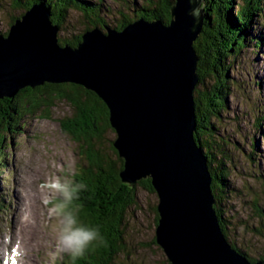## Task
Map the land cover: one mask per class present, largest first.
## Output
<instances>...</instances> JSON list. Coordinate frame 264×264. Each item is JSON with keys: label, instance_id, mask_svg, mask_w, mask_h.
<instances>
[{"label": "water", "instance_id": "1", "mask_svg": "<svg viewBox=\"0 0 264 264\" xmlns=\"http://www.w3.org/2000/svg\"><path fill=\"white\" fill-rule=\"evenodd\" d=\"M202 3L173 0L167 23L141 17L120 29L87 28L75 46L61 45L48 11L32 4L0 30V99L46 82L93 91L109 110L122 182L150 178L155 242L169 264H264L226 239L207 159L194 139L193 42L204 23ZM196 7L198 21L191 14Z\"/></svg>", "mask_w": 264, "mask_h": 264}, {"label": "rangeland", "instance_id": "2", "mask_svg": "<svg viewBox=\"0 0 264 264\" xmlns=\"http://www.w3.org/2000/svg\"><path fill=\"white\" fill-rule=\"evenodd\" d=\"M98 2L112 8L106 17L111 24L118 19L120 10L131 16L134 3L145 4V0ZM1 4L4 6L0 7V30L5 31L11 16H18L21 11L17 13L12 8L11 0H1ZM262 4V11L258 12L249 30L251 37L261 35V41L258 46L251 41L235 60H228L231 66L226 104L219 109L214 107V116H211L215 126L211 138L217 145L213 147L216 156L212 166L215 168L217 164L224 170L217 189L223 195L218 197L223 199V204L218 205L227 221L226 235L253 259L264 256V0ZM85 26L79 11L70 10L57 36L62 39L67 34L82 32ZM199 86L197 83L194 90ZM70 112L65 101L56 100L48 110V118L41 113L24 118L21 129L8 136L0 148V164L4 167L0 169V231L6 237V241L0 240V260L5 256L7 248L4 245L11 234V238L19 239L15 246L23 252H36L34 246L38 249V244L40 248L38 256L27 262L20 257L16 264H61L67 256L56 254L59 220L52 213L61 201L53 197L46 185L56 177L68 178L73 183V173L84 159L77 143L59 126L58 119ZM107 137L114 140L115 133ZM225 191L227 194H223ZM17 199L32 222L38 244L27 219L19 221L15 234L10 233ZM156 203L155 194L139 188L137 206L129 209L126 218L124 251L118 253L114 264H165L166 257L155 242L156 225L151 205ZM21 239L26 241L20 242Z\"/></svg>", "mask_w": 264, "mask_h": 264}, {"label": "trees", "instance_id": "3", "mask_svg": "<svg viewBox=\"0 0 264 264\" xmlns=\"http://www.w3.org/2000/svg\"><path fill=\"white\" fill-rule=\"evenodd\" d=\"M172 1L145 0L142 6L134 3L135 8L131 10L133 16L120 10L114 24L106 20L112 8L99 3L98 0H11V5L18 13V10H26L32 4H42L47 8L50 20L58 31L65 26L69 11L76 9L85 19L84 29L98 27L104 31L105 26L120 29L141 17L148 20L159 19L167 23L170 20ZM262 5V0H203L204 23L200 34L193 42L198 55L196 72L200 84L199 89L193 91L196 120L194 138L207 159L212 178L214 208L224 235L231 246L245 255L246 252L237 247L235 242L231 239L229 241L226 235L227 221L225 222L226 218L219 207L223 204V199L218 197L223 195L219 194L217 187L224 170L219 169L217 164L214 165L216 169L212 166L216 156L213 147L217 145L213 144L211 138L215 129L211 116H214V107L219 109L226 104L230 87L228 70L231 66L228 60H235L251 41H254L255 46L261 41V35H255L258 36L257 39L251 37L249 30L258 12L262 11ZM3 6L0 0V7ZM16 17L11 16L10 23ZM80 32L67 34L62 39L58 37V42L61 45L75 46L80 41L83 31ZM56 100L65 101L71 108L69 115L58 119L59 126L77 143L84 158L73 173L72 184L74 186L84 184L86 187L76 192L74 198L67 206L65 205L66 210L76 214L79 224L98 229L102 237L93 241L83 256L73 258L67 255L61 264H114L118 253L124 251L126 218L129 209L137 206L139 188L151 194H155V191L150 178L140 179L133 186L122 182L120 171L123 159L113 147L114 140L107 137L109 133L115 131L110 125L109 110L103 100L93 91L68 82L59 84L46 82L33 88L24 87L15 96L0 99V148L8 136L21 129L24 118L37 113L48 118V110ZM216 117L219 118V114H216ZM225 193L226 191L223 192ZM151 212L154 214L156 225L158 218L156 204L151 205ZM247 258L252 262L257 260L249 256ZM258 259L264 261V256ZM165 264H169L167 259Z\"/></svg>", "mask_w": 264, "mask_h": 264}, {"label": "clouds", "instance_id": "4", "mask_svg": "<svg viewBox=\"0 0 264 264\" xmlns=\"http://www.w3.org/2000/svg\"><path fill=\"white\" fill-rule=\"evenodd\" d=\"M201 9L196 7L192 15L196 21L199 20ZM53 197L61 201L54 206L53 215L58 217L59 231L56 237V254H67L73 258L85 254L88 246L97 239H102L96 228H91L78 223L76 214L65 209V204L70 202L76 192L85 188L84 184L73 185L68 178L56 177L46 185Z\"/></svg>", "mask_w": 264, "mask_h": 264}, {"label": "bare ground", "instance_id": "5", "mask_svg": "<svg viewBox=\"0 0 264 264\" xmlns=\"http://www.w3.org/2000/svg\"><path fill=\"white\" fill-rule=\"evenodd\" d=\"M37 4V3H36ZM42 5V4H41ZM44 7V6H43ZM45 8V7H44ZM46 10H47V8H45ZM203 9H204V6H203ZM48 11V10H47ZM48 20L50 21V23H51V25L52 26H55V25H53L52 24V22H51V20H50V14H49V12H48ZM56 27V26H55ZM241 58V57H240ZM4 98H7V97H4ZM104 102V101H103ZM105 103V102H104ZM107 106V105H106ZM195 113V112H194ZM195 139V138H194ZM229 185V184H228Z\"/></svg>", "mask_w": 264, "mask_h": 264}]
</instances>
